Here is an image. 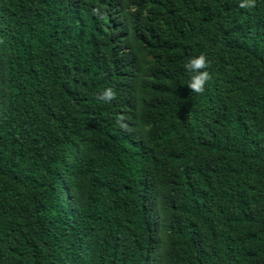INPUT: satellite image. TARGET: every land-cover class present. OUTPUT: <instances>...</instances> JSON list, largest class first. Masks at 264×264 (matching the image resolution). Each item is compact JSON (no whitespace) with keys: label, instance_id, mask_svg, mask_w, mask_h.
<instances>
[{"label":"trees","instance_id":"16d2710c","mask_svg":"<svg viewBox=\"0 0 264 264\" xmlns=\"http://www.w3.org/2000/svg\"><path fill=\"white\" fill-rule=\"evenodd\" d=\"M240 3L0 0V264H264V0Z\"/></svg>","mask_w":264,"mask_h":264},{"label":"clouds","instance_id":"9594fccd","mask_svg":"<svg viewBox=\"0 0 264 264\" xmlns=\"http://www.w3.org/2000/svg\"><path fill=\"white\" fill-rule=\"evenodd\" d=\"M241 8L254 6L253 0H241L239 5ZM210 66V61L207 60L204 54L197 57H192L184 64V68L191 74L187 87L195 93L203 94L205 91V84L211 79L208 71L204 70ZM101 98L105 101H110L115 98L116 93L113 88H106L101 94Z\"/></svg>","mask_w":264,"mask_h":264}]
</instances>
